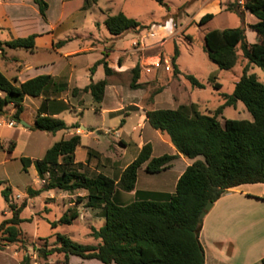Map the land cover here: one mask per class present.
<instances>
[{
	"label": "rangeland",
	"instance_id": "1",
	"mask_svg": "<svg viewBox=\"0 0 264 264\" xmlns=\"http://www.w3.org/2000/svg\"><path fill=\"white\" fill-rule=\"evenodd\" d=\"M67 1L65 9L69 16L59 29V31L65 30V32L61 34L58 31L61 36L55 44L60 47L61 44L58 42L64 40L69 43L63 51L79 47L81 50H77L76 55L87 53L75 58L74 77L78 86L85 85L89 81L91 68L97 61L107 62L109 67H111L110 64L115 63V71L111 67L113 72L106 79L108 83L120 86L119 88L123 91V96L120 99L126 106L122 110L123 112L121 111L123 114L119 117L117 115L110 117L109 114L98 113L103 106L114 108L120 105L118 98L115 97L114 101L111 92L106 99L104 96V102L102 101L100 104L94 101L90 92L83 91V88L74 92V85L70 87L67 82L70 81L68 78L70 67L67 66V60L60 53L47 50L44 47L47 42L45 39L40 41L38 52L31 53L22 49L21 54L25 62L33 67L37 64H45L46 70L52 71L54 76H60L61 78L57 81L66 86L64 90L50 88L41 96L47 105L46 112L49 114L62 113L60 117L68 124L74 125L77 121H83L86 124L82 128L83 131H79V122L75 124L79 127V132H87L88 128L93 127L90 130L94 132L88 137L83 136V142L78 149L79 156L89 150L93 152L92 156L88 155L91 161H87L86 167L84 163L77 166L80 170L86 169L89 176H94L98 174V170H102L119 180L124 169L137 158L138 132L133 127L137 124L139 114L131 112V115L127 116L128 124L125 132L121 131L120 126L121 120L126 117L124 112L135 108L134 103L142 104L145 110L184 106L189 110L194 108L204 113L214 112L225 102L224 94L234 92L235 85L241 78L245 66L249 64L238 47L236 65L231 69H221L210 59L205 49V33L214 28L224 29L244 25L247 28V40L254 41L256 32L247 26L246 17L242 20L236 12L226 9L228 4L236 0H223L228 1L226 6L221 5V10H217L214 20L203 25L199 24L202 10L209 5L206 9H209L208 12H213L211 10L216 9L215 0L209 4H207L208 0H165V6L155 0H85L77 8L75 2ZM46 2L49 5L50 22L54 23L62 10L61 0H46ZM240 3L243 4L244 0H240ZM91 5L93 8L89 11ZM118 12L125 13L147 27L130 29L120 36H113L105 23L104 16ZM89 44L96 47L95 52L87 48ZM56 46L54 45V48ZM176 52H178L176 64L179 73H175L172 65V58ZM96 54L99 59L89 65L87 70V65L95 60ZM119 59H121L120 63ZM122 61H127L128 64L134 62V66L130 70L122 71L118 66V63L122 65ZM137 63L140 64V75L136 83L141 85L139 88H133L131 87L134 78L132 69ZM99 66H103V64L98 65L96 69ZM103 67L99 69L96 77H105ZM248 73L255 74L260 81L264 82V68L249 64ZM188 74L194 75L204 84V87L193 86L187 79ZM58 78L56 77V79ZM63 78L66 81L62 80ZM138 89H142V91L136 92L135 90ZM33 107L35 105L30 102L26 112H22L21 119L18 121L13 120L9 109H6L4 115L9 114L7 115L10 118L8 122L15 127L6 126L3 123L4 118L0 117V224L13 215L9 203L3 196L6 186L11 187L14 202L18 205L23 201L27 202V206L21 213V217L24 219L20 225L21 241L9 244L2 249L1 244L5 240L0 232V264H25V256L29 257L28 264H64L63 253L55 252L48 256L43 254L44 250L49 251L60 247L57 242V234H63L76 243L97 245L100 240L92 237V230L99 229L105 223V217L102 216L100 210H93L85 206L84 196L87 193L85 190L67 192L53 189L33 197L28 194V187L41 188L45 181L43 182L41 179V183L39 182L40 176L38 177L35 164L24 171L20 157L39 159L43 157L47 147L65 138L66 133L77 131L74 129L76 127H73L51 135L50 132L37 131L33 128L34 125H31V129L35 130L33 135L19 133L23 125L22 118L31 122L36 116ZM15 110L16 107H14L13 113ZM223 117L253 119L242 101H238L234 106H227L224 109ZM220 120L223 121V118L220 117ZM100 126L111 128L108 130L97 129ZM148 126L149 129L145 131V135L155 137L156 129L151 125ZM117 128L120 130L119 132L126 133L127 137L131 139L126 147L121 144L120 138L117 136ZM10 139L18 141L14 156L7 151L5 146V142ZM168 151L166 150V152ZM159 154V150L155 151V155ZM181 167L182 163H178L166 174L148 173L144 167H141L138 170L136 184L142 189L159 188L163 186L162 179L165 176L175 177ZM169 182L166 185H169ZM120 191L124 192L125 190L118 185L114 201L124 205L127 202L122 203L118 199L117 193ZM139 191L141 190H137L136 193ZM136 193L134 199H136ZM126 196L128 197V195ZM66 211L68 214L77 211L79 216L71 224L58 223L53 226L54 222H58ZM258 216L257 214L256 220H259ZM247 250L241 248L240 251L242 253ZM252 250V254L245 257L240 255V261L253 259L254 256L264 251V234ZM70 261L73 264H103L98 259H83L76 255L72 256V260L70 256Z\"/></svg>",
	"mask_w": 264,
	"mask_h": 264
},
{
	"label": "trees",
	"instance_id": "2",
	"mask_svg": "<svg viewBox=\"0 0 264 264\" xmlns=\"http://www.w3.org/2000/svg\"><path fill=\"white\" fill-rule=\"evenodd\" d=\"M33 1L38 5L41 16L46 18L49 8L46 0ZM155 1L166 5L165 0ZM226 9L236 12L242 20L247 13L257 18L255 23L247 25L256 32V40L252 43L247 40L244 25L212 29L204 36L208 56L219 68L231 69L238 61L237 49L240 47L249 64L264 68V0H244L243 4L236 0ZM214 16L213 13L204 14L199 24L209 22ZM105 23L113 36H120L130 29L147 27L123 12L109 14ZM36 36L31 34L6 41L0 39V49L7 46L34 51ZM177 55L178 52L172 58L175 73H179ZM100 64H103L106 76L112 74L113 69L101 60L92 66L91 71L94 72ZM249 64L245 66L234 92L224 94L225 102L214 112L204 113L184 106L147 110L149 124L167 134L178 153L152 157V145L147 143L137 158L124 169L119 180L102 172L89 176L77 168L82 165L75 162V151L81 145L79 134L56 141L43 157L35 161L21 156L23 170L27 171L34 163L39 176L45 181L41 188L28 187L30 196L53 189L67 192L85 190V206L100 210L105 217L104 225L99 229L94 228L91 233L92 237L100 240L97 245L76 243L59 233L57 242L60 247L44 250V256L63 253L64 264H73L71 255L98 259L103 264H205V251L200 241V216L207 203L216 202L230 188L243 184H264V82L255 74L248 73ZM132 71L134 78L131 87L139 88L141 84L136 81L140 75V64L137 63ZM187 79L195 87H204L192 74H188ZM107 85L108 80L104 78L91 82L82 90L90 92L94 101L100 104ZM50 88L64 90L66 86L51 74H40L19 82L16 77L11 79L0 69V90L6 93L4 97L0 96V115L6 114L9 104H14L16 110L11 118L20 120L25 98L42 96ZM79 90L74 88V92ZM238 101L244 103L252 120L223 117L224 109L236 105ZM46 111L47 105L43 102L36 114L34 129L56 134L78 127ZM14 147L15 142L12 141L8 150L13 151ZM88 155H93L92 150L88 151ZM179 155L194 161L179 177L174 193L139 191L136 199L128 204L114 201L118 185L125 191L135 189L141 167L145 165L148 173H160L170 169ZM3 196L13 215L0 224V232L5 240L1 244L2 249L21 241L20 225L24 221L21 213L27 206L26 201L20 205L13 201L9 186L3 190ZM256 198L264 200V197ZM68 211L53 226L58 223L71 224L79 216L77 211L72 214H68ZM25 261L28 264V256H25Z\"/></svg>",
	"mask_w": 264,
	"mask_h": 264
},
{
	"label": "crops",
	"instance_id": "3",
	"mask_svg": "<svg viewBox=\"0 0 264 264\" xmlns=\"http://www.w3.org/2000/svg\"><path fill=\"white\" fill-rule=\"evenodd\" d=\"M70 1L72 3L75 2L77 8V6L83 4L85 0H70ZM208 1L209 2H207V4L212 2V0H208ZM67 2H68L67 0H61L62 10L60 12V16L56 22L51 23L49 17V11L47 10L46 18H43L40 14L38 5L33 0H0V39L2 41H6V40H11L13 38L27 37L31 34H36L37 35L35 38L36 47L34 51L25 49L26 51H30L31 53L38 52V49L40 47V41L45 39L47 42L44 44V47L47 50H52L56 53H60V55L67 60L68 62L67 66L70 67L69 68L70 74L68 75L70 81H67L69 86L71 87L72 85H74L75 88L82 89L91 82H97L101 79L107 78V76L105 74L104 78L96 77L99 72V69L103 67V66H99L94 72L92 71L90 72L91 77L88 79L89 81L85 85L78 86L77 83L75 82V77H74L75 68H76L75 58L79 56H83L84 54L87 53L76 55L75 52H77V50H81L79 47L71 48L63 51L65 46L69 43V42L67 43L64 40H62L64 41V43L61 44L60 47H57L55 44L56 41L60 39L61 35H59V32H61V34L65 32V30L59 31V29L69 16V13L65 9L66 8L65 5ZM227 2L228 1L215 0L216 9L211 10L213 12H208L209 9H206L209 6L208 5L202 10V14L200 15V18L206 13H213L215 15L214 16L215 18L217 16V10H221V5L225 7ZM92 8L93 6L91 5L89 11L92 10ZM104 17L106 19L107 15H105ZM214 18L212 20H214ZM256 21L257 18L253 14L251 13L246 14V22L248 24H253ZM255 40H256V35L254 34V41ZM249 42L252 43L250 40ZM54 45L56 46L55 48ZM87 48L93 51L94 49H96V47H94L92 44H89ZM22 49L24 48L13 49L7 46H5L3 50L0 49V69L9 78L13 79L16 77L19 80V82H24L40 74H51L52 76H54L52 71L46 70L45 64H37L36 66H34L35 68L32 65L27 64L25 62L24 57L21 54ZM97 56L98 54H96L95 60L87 65V70L89 65L95 63L99 59ZM133 63L134 62L128 64L127 61L124 62L122 61V65L118 63V66L121 67L119 68L120 70L126 71V70H130L134 66ZM110 65L115 71V67H114L115 63ZM55 77L57 78L59 77L57 80L61 78L60 76H55ZM64 78L62 80H64ZM64 81H66V79ZM119 87L120 86L114 83L113 84L108 83L105 91V99L107 98L109 92H111V96L112 98H114V101L116 98H118L120 105L114 108L103 106L102 109L98 111V113L109 114L110 117L116 115L117 117H119V115L121 116V114H123L121 113V111L125 109L126 106L122 104L120 100L121 96H123V91ZM135 91L136 92L142 91V89H138ZM5 94L6 93L4 91L0 90L1 97H4ZM30 102L33 103V105H35V107L33 108L37 114V110L43 104V98L41 96L39 97L27 96L24 100V108H25L24 113L26 112ZM134 104L136 106L135 108H133L130 111L124 112L126 114V117L121 120L120 126L122 128L121 131L123 132L124 130L125 132V128L128 124L127 116L129 117L131 115V112H137L139 114L137 124H135V126L133 127L134 130L138 132L137 156L140 153L143 146L147 143H150L152 145V150H153L152 157H158L166 153L177 154L178 151L176 147L169 140V136L167 134H162L159 130H155L156 133L155 137H152L151 135L148 136L145 135V131L149 129L148 125H150L149 122L147 121V110L144 109L142 104H137V103ZM14 107H15L14 104H9L6 107V109H9L10 115H12L14 111ZM53 114H55V116L57 117H60L62 113L58 112ZM7 115H0V117L4 118L3 123L8 127H15L14 125L9 124L8 119L10 120V118ZM35 117L31 122L26 121L24 118H22L21 123L23 125H22V129L19 130V133L33 135L35 130H32L30 126L35 125ZM78 122H79L80 130L79 127L74 128L77 129V131L76 132L71 131L70 133H66L65 138H68V136L74 134H79L81 136V144H82L83 136L88 137L94 131L90 130V128H93L90 127L88 128L87 132H79V131H83L82 128L86 124L83 123V121L82 122L77 121L74 124H77ZM69 125H73V124H69ZM99 128L101 129L102 126L97 127V129ZM110 128L111 127H105L102 129L108 130ZM119 131L120 130L117 128V136L120 138L121 144L126 147L131 139L127 137L126 133L123 134ZM50 134L54 135L53 133ZM12 141L15 142V147L13 151H10L8 150V147ZM0 142H1V138H0ZM5 146L7 148V151L11 153L12 156H14V151L18 147V141L16 139L7 140L5 142ZM49 147L45 149L44 154ZM80 147L81 145H79L75 151V162L82 164L84 163L86 167V165H88L87 161H91V160L88 157V152L82 154L81 156L78 155V149ZM157 150L160 151L159 155H155V151ZM166 150L169 151L166 152ZM30 158L33 161H35V159H33L32 157ZM193 161L194 159H190L183 155H179L173 161V166L170 169L159 173V174L161 173L166 174V172L168 173V171L175 168L178 163H182V167L179 173L175 177L170 176L172 178L170 180L169 176H165V178L162 179L164 182L163 186L166 187L161 186L159 188H153V189H142L139 188L138 185L136 184L135 190L133 191L118 192L117 195L119 201L122 203L124 202L130 203L134 201L135 193L137 190L174 193L176 190V185L179 177L185 171L187 166L193 163ZM32 165H34V163H32L31 166ZM143 167L145 169V165ZM82 171L87 173L86 169ZM101 172L111 176L109 173L105 171L98 170V173ZM41 181L42 180L39 177V182L41 183ZM167 182H169L170 184L166 185ZM126 195H128V197ZM256 196L264 197L263 183L243 184L237 187L230 188L216 202H214L213 207L206 213V215L201 221L200 241L205 251V264H264L262 262V258L264 257V251L254 256L253 259L244 262L240 261L239 259L240 255L242 256L244 255L245 257L249 254H252L253 251L252 249L256 246L257 242L260 240V238H262L264 234V200L258 199L256 198ZM257 214L259 215L258 216L259 220L255 219L257 218ZM241 248L248 250L246 252L243 251L241 253L240 251ZM72 256L73 255H71V260H72ZM112 264H116V263H112Z\"/></svg>",
	"mask_w": 264,
	"mask_h": 264
},
{
	"label": "water",
	"instance_id": "4",
	"mask_svg": "<svg viewBox=\"0 0 264 264\" xmlns=\"http://www.w3.org/2000/svg\"><path fill=\"white\" fill-rule=\"evenodd\" d=\"M213 204H214L213 201H210L207 203V205L205 206L204 210L201 213V216H200L201 221L204 218V216L206 215V213L213 207Z\"/></svg>",
	"mask_w": 264,
	"mask_h": 264
}]
</instances>
